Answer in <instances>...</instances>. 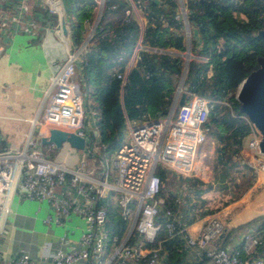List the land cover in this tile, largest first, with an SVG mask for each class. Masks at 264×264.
I'll use <instances>...</instances> for the list:
<instances>
[{
    "label": "built area",
    "instance_id": "1",
    "mask_svg": "<svg viewBox=\"0 0 264 264\" xmlns=\"http://www.w3.org/2000/svg\"><path fill=\"white\" fill-rule=\"evenodd\" d=\"M44 1L50 13L58 17L60 29L63 16L66 17L69 29L73 17L68 11L66 1ZM126 1L130 7L125 10L124 22L132 23L137 20L142 25V1ZM96 3L98 7L94 21H85V39L76 46V50L68 53L58 72L51 77V87L44 95L42 118L39 113L36 124L27 126V123H24V129L23 125L17 122L12 140L7 146H3V140L0 139V240L7 233L12 199L18 194L22 199L48 203L53 210V214L45 219L49 225L62 226L65 219L72 214L79 215L86 221V229L78 245L69 251L62 248L52 251V264H129L130 261L139 264H162L161 247L146 245L147 242L155 240L162 228L156 222L160 207L164 203L159 197L162 180L157 171L159 167H163L179 176L205 181L210 167L199 162L198 153L207 140L205 125L211 109L209 101L200 95L185 91L186 103L178 105L173 113L169 112L167 116L156 119L144 115L139 120H127L126 138L109 159L107 156L100 158L102 164L95 169H89L85 159L74 169L49 157L47 148L40 142L41 132L35 134L37 126H50L80 137L89 136L87 120L95 113L88 110L84 81L79 73L78 63L95 42L96 29L101 21L106 0H96ZM183 5L184 3L180 6L179 15L182 18ZM112 9H117V5H113ZM21 10L26 13L28 6L22 5ZM12 19L18 21L15 17ZM9 20L3 17L0 29L7 28ZM189 34L190 31L186 27L187 39L191 38ZM142 50L157 51L146 46L140 38L127 66V72H124V75L118 74L123 82L129 70L139 60ZM193 58L195 56L191 55L190 60ZM183 92L184 90L180 91L179 96ZM241 117L251 126L242 154L248 158L247 164L256 173H264V154L259 148L261 136L244 114ZM100 148L92 142L86 151L99 157L97 155ZM94 172L100 174L98 178L93 177ZM103 198L111 199L120 208L122 217L129 223V233L139 234L136 243H130V236L124 240L111 238L106 228L108 211L98 205L99 200ZM166 215L169 221L165 228L169 236H174L177 229H180L179 233H187V226L182 225L170 209H166ZM225 231V223L218 217H212L196 238H187V243L191 247L205 250L207 257L215 264H264V255H255L256 249L263 246V241L251 232L244 236V256L237 250L210 248L209 244L221 237ZM1 259L0 249V264ZM4 264L34 262L29 253L22 252Z\"/></svg>",
    "mask_w": 264,
    "mask_h": 264
},
{
    "label": "trees",
    "instance_id": "2",
    "mask_svg": "<svg viewBox=\"0 0 264 264\" xmlns=\"http://www.w3.org/2000/svg\"><path fill=\"white\" fill-rule=\"evenodd\" d=\"M65 1L73 17L76 44L80 45L87 32L85 21H94L98 5L96 0ZM141 1L146 19L143 28L137 20L126 23L122 19L114 25L106 23L114 13L124 17L125 10L130 7L126 0H106L95 42L80 62L88 110L95 113L98 134L88 130V135L101 147L97 156L110 157L119 148L125 139L127 120H139L146 114L150 118L167 116L183 73L185 61L180 54L187 48V39L184 22L179 16V1ZM113 5H117V9L113 10ZM186 7L190 26L196 29L202 46L197 49L192 38L191 51L196 57L189 61L183 85L187 86L189 94L209 101L211 109L205 133L207 138L219 142L220 155L211 182L158 168L157 174L162 180L159 197L164 203L156 222L162 228L155 240L146 245L161 247L164 264H185L187 254L186 233H179L180 229L172 237L167 233L166 209H170L182 225H191L198 218L222 208L221 205L213 206L206 193L227 188L230 180L235 182L232 173L248 171L249 178L230 201L236 200L256 174L241 158L244 139L251 126L239 113L236 94L247 75L258 68V57L264 56V38L254 36L264 28V1L187 0ZM235 12L246 14L248 20L241 22ZM140 35L146 46L157 51L142 50L123 82L118 74L127 72ZM234 185L240 187L237 183ZM98 205L108 211L106 228L111 238L121 240L129 223L122 217L120 208L109 198L100 199ZM138 239L139 234L133 232L130 243Z\"/></svg>",
    "mask_w": 264,
    "mask_h": 264
},
{
    "label": "crops",
    "instance_id": "3",
    "mask_svg": "<svg viewBox=\"0 0 264 264\" xmlns=\"http://www.w3.org/2000/svg\"><path fill=\"white\" fill-rule=\"evenodd\" d=\"M178 1L181 6V0ZM186 2L183 1L185 6ZM22 5L28 6L26 13L22 12ZM234 14L241 22L248 20L247 15L242 12H235ZM3 17L10 19L8 27L0 29V126L5 127L7 118H25L24 121L15 119V125H17V122L23 125L32 117H37L40 111L44 112V95L51 87V77L58 72L60 65L67 59L68 53L76 50L78 45L76 44L74 31L72 32V25L69 23L68 32L64 35L60 29L58 17L50 13L44 0H0V22ZM12 17L17 18L18 21L13 20ZM182 20L185 21L184 18ZM145 25L146 19L142 12L141 27L143 28ZM186 27L184 23V28L186 29ZM189 28L190 41L194 37L197 49H200L202 43L196 29L191 28L190 23ZM85 37L86 34L84 39ZM140 38H142V35H140ZM78 66L79 73L84 78L80 62ZM10 110L16 113L10 116L8 114ZM95 121V115L89 116L87 120L89 131H95ZM15 128L13 127L12 134ZM45 128H50L49 131L56 129L50 126H37L35 134L41 132L42 136L39 137L41 144L43 140L50 137L49 132L46 137L44 136L43 130ZM95 132L98 134V131ZM124 138H126V132ZM2 140L3 146L9 144L7 136ZM86 140V147L82 150L72 146L69 142H64L61 147H57L54 143H52L53 146L51 144L42 145L47 147L49 157L63 162L70 168H77L80 161L85 159L88 161V168L95 169L97 167L95 163H98L97 157L87 153V147L92 142ZM55 150L58 151V155L55 154ZM99 175L98 172L93 173L94 178H98ZM208 180H213L210 171L205 178V182H208ZM245 180V177L242 179V175L237 179L238 183L245 182ZM17 195H14L11 203V211L13 210L14 217L11 219L9 213L7 233L0 240L1 264L6 263L22 252L29 253L34 264H52V251L57 248L69 251L72 247L78 245V241L87 225L83 217L72 214L65 219L62 225L64 230L53 229V224L49 225L45 222L46 217L53 214L52 207L48 203L22 199L19 195L16 198ZM45 204L50 207L45 206ZM221 207L214 213L202 216L191 225H188L186 238H196L205 229L212 217H218L225 223L226 231L212 244H209L210 248L223 247L237 250L244 256L242 249L244 236L251 232L263 241V246L256 249L255 255H264V173H256L241 197L229 201ZM129 232L128 229L121 240L130 236V241L132 234ZM112 246L113 243L109 248V254ZM186 248L187 254L183 263L215 264L207 257L205 250L191 247L188 243ZM161 258L162 264H164L163 256ZM129 264L139 263L130 261Z\"/></svg>",
    "mask_w": 264,
    "mask_h": 264
},
{
    "label": "water",
    "instance_id": "4",
    "mask_svg": "<svg viewBox=\"0 0 264 264\" xmlns=\"http://www.w3.org/2000/svg\"><path fill=\"white\" fill-rule=\"evenodd\" d=\"M181 3L183 4L182 0ZM182 12L184 14V20L187 29L190 31L185 5L182 6ZM61 29L62 33L66 35L68 30L65 16L61 18ZM254 36L264 38V28L255 33ZM190 42L191 41L189 38L186 51L187 53L184 54L186 57V62L183 69V75L170 109L171 113L175 111L178 105H184L186 103L185 91H187V86H184L183 84L188 72V65L191 58ZM258 64V68L247 75V77L240 84L236 94V99L239 102V113L244 114L250 123L258 130L261 136L259 148L264 154V56L258 57ZM182 90H184V92L181 96H179V92ZM50 132L51 135L49 139L43 140L42 144L46 145L54 143L57 147H61L64 142H69L72 146L82 150L86 147V139L92 142L90 137H80L76 134L68 133L58 129H51ZM95 134L97 135V132H95Z\"/></svg>",
    "mask_w": 264,
    "mask_h": 264
},
{
    "label": "rangeland",
    "instance_id": "5",
    "mask_svg": "<svg viewBox=\"0 0 264 264\" xmlns=\"http://www.w3.org/2000/svg\"><path fill=\"white\" fill-rule=\"evenodd\" d=\"M122 19H123L122 15L114 13V14L110 15L105 22L114 25V24L118 23ZM193 40L195 41L194 37H193ZM186 51H187V48H186V50L184 52H182V54H180L181 57H183L184 61L186 60V57L184 55L185 53H187ZM194 54H195V52L192 51L191 55H194ZM197 58H199V57H197ZM182 75H183V73H182ZM182 75H181V77H179V82H178L177 86H179V84H180V81L182 79ZM177 89H176V92H177ZM15 113L16 112L13 111V110H10L8 112V114L10 116L14 115ZM42 113L43 112L40 111V114H39L40 117H41ZM159 117H163V116H158V117L151 116L152 119H156V118H159ZM15 119H22L23 121L26 120L25 118H19V117L7 118L5 120L6 126L5 127L0 126V139L5 138V136H7L9 142H11L12 136H13V134H12L13 127L16 126L15 125L16 124V120ZM27 120H29V119H27ZM144 121H145V119L142 120V122H144ZM29 125H30V123L27 122V126H29ZM245 143H246V138L244 139L243 148L245 146ZM219 147H220L219 142H217L215 139H213L211 137H208L206 142L200 147V150H199V153H198L199 162H203L205 165H209V167H210V171H211V175H212V179L213 180H209L208 182L214 181V178H215V166H216V164L219 161V155H220V152H219L220 148ZM243 148H242V150H243ZM55 151H56L55 154L58 155V151L57 150H55ZM100 158H102V156L97 157L98 163H95L96 164L95 166H97V167L100 164H102ZM241 158L245 162H247V160H248V158H246L242 154V151H241ZM241 175H242V179H244V177L246 178V180L249 178L248 171H244V172H241L239 174L238 173H232L231 177H235L236 178L235 182H231V180L229 181V179H228L229 182L227 184V188L216 189V190H213V191L205 194L207 199L212 202L213 206H217V205H221L222 206L223 203H225L227 201H230L231 198L236 194V192H238V190H240L242 188V186H243L242 184L245 183V182H239L238 183V181H237V179L239 177H241ZM234 183H237L238 185H240V187L236 188L237 186L235 187ZM165 186H167L166 183H165ZM17 197H19V196L17 195L16 198ZM45 206L50 207L48 204H45ZM213 208L215 209V207H213ZM13 217H14V214H13V210H12L10 212V218L13 219ZM84 222L86 224L85 220H84ZM45 226L48 227L47 225H45ZM52 227H53V229L59 228V229L64 230V227L57 226L56 224H53Z\"/></svg>",
    "mask_w": 264,
    "mask_h": 264
},
{
    "label": "bare ground",
    "instance_id": "6",
    "mask_svg": "<svg viewBox=\"0 0 264 264\" xmlns=\"http://www.w3.org/2000/svg\"><path fill=\"white\" fill-rule=\"evenodd\" d=\"M31 125H35L36 124V122H37V118L35 117V118H32V119H30V121H28ZM50 129V128H49ZM49 129H44L43 130V134H44V136L46 137L47 135H48V132H49V134L51 135V132L49 131Z\"/></svg>",
    "mask_w": 264,
    "mask_h": 264
}]
</instances>
